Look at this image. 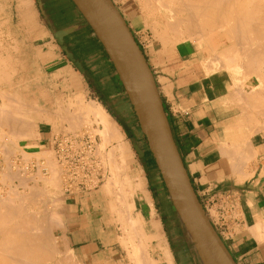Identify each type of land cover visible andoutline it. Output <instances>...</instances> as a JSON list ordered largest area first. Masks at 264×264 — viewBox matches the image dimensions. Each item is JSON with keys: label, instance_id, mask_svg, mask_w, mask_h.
Segmentation results:
<instances>
[{"label": "crops", "instance_id": "1", "mask_svg": "<svg viewBox=\"0 0 264 264\" xmlns=\"http://www.w3.org/2000/svg\"><path fill=\"white\" fill-rule=\"evenodd\" d=\"M28 1L30 6L21 12L17 0H12L10 17L16 20L0 22V50L17 58L18 85L36 77L45 88L46 78L51 89H67L64 95L69 98L78 95V89H88L83 91L87 102L104 110L121 137L111 141L105 153L119 143L128 178L142 181L141 191L133 196L132 217L137 220H131L144 229L151 225L158 237L143 242V255L151 264H206L173 207L120 76L80 6L75 0ZM110 1L143 51L184 173L217 236L236 264H264V132L250 138L255 156L249 167H234L230 161L231 170L220 152V143L236 129L239 114L228 103V75L207 73L197 49L188 45H176L167 52L160 46L142 47L137 36L144 19L139 20L137 0ZM31 52L38 64L33 74L24 64ZM53 135L51 124L40 123L32 148L50 149ZM111 201L103 184L91 192L62 197L66 242L79 264H134L120 245L122 234L111 218ZM227 212L235 216L226 220Z\"/></svg>", "mask_w": 264, "mask_h": 264}, {"label": "bare ground", "instance_id": "2", "mask_svg": "<svg viewBox=\"0 0 264 264\" xmlns=\"http://www.w3.org/2000/svg\"><path fill=\"white\" fill-rule=\"evenodd\" d=\"M75 1L80 6V8L83 11V14L85 15L88 22L94 28V30H95L97 36L99 37V39L101 40V42L105 45L107 51L111 55V58L113 59L114 63L116 64L117 68L121 72H124L125 66H124L122 57L119 54V52L117 51V49L115 48L113 41L110 37L109 30H108L107 26L105 25V23L103 22L100 13L95 9L92 0H75ZM144 2H146V1H144ZM153 2H154V0H153ZM153 2L151 3V1H150L147 3V4H151V5H149L151 9H153L152 6H154V8L156 7V9H158L157 4H158V7H159V4L162 6V10L159 11V17H160L161 23L160 24L157 23L156 26L154 25V27L151 29L149 27V29H150V32L153 33L154 37L157 40H160V43L163 42V44H165V45L171 44V46L173 47L176 45L187 44V43L192 42L195 45L194 48L197 49V52L200 53V51H202V54L203 53L206 54V52H207V55H208L207 58L204 55H203V57L200 56V58H202L203 67L205 68V70L207 69L206 72L216 71L217 69H219V67H222V68L224 67L225 70L228 71L227 73H229L228 78H229V82H230V89H232L233 91L236 92L235 95H237V98L239 97L237 99V100H239V102L238 103L236 102L235 95H234L235 101L232 99L233 96H231V95H233V94H231L230 95L231 97H229V98H230V101L232 100V102H234L235 104L237 103L236 104L237 110L234 108H232V109L239 112V114L237 115V118L235 121V124L237 126L236 129L231 133L230 132L227 133L225 135L224 139L221 141L220 152H221V156H224L229 160V163H228L229 166H230V163L233 162L232 164L234 167H238V168L246 167L247 168L249 162L255 156V153L253 151V147L250 144V138L253 135L258 134L260 132V130L264 131V113H263L264 111H261L262 109H261V106L258 105L259 103L257 104L254 102V100H253L254 98L251 99L252 98L251 97L250 98L251 100H248L247 99L248 97L246 98L247 95H245V92L247 90H243V88L245 89L247 87V88H249V91H251L250 86L253 84L254 86L252 85V87H251L253 89V87H255L256 82L254 80H252V82H245V83L242 82L241 83L242 80L240 81L238 79L240 78V76L246 77V75H250V74L256 75L257 73H259L258 71L261 69L260 66H262V69L264 68V0H156L155 1V2H157L156 4ZM29 4H30V2L28 0H17L16 8L18 11H21V10L23 11L24 9L26 11L27 8L30 6ZM145 4H143L144 7H145ZM152 4H154V5H152ZM156 9H155V13H158L156 11ZM140 11H141V9H140ZM23 13L24 14L21 15L22 17H24L26 12H23ZM151 13H154V12L151 11ZM161 24H163V25H161ZM159 27H162L163 29L160 28L158 31ZM14 34H16V33H14ZM13 43H14V41H13ZM4 53H6V52H4ZM6 54H8V53H6ZM0 55H1V53H0ZM10 56L6 55L4 57L8 58ZM220 57L225 58L224 63H223V61H221L222 59H220ZM203 58H205V60ZM1 59H2V56H1ZM8 59H10V58H8ZM8 59H7L5 65H7L8 61H9ZM11 60L9 61L8 67L11 66L10 65ZM25 61L26 62L24 64L27 63L28 69L30 70V73H32V71L35 69L38 70L36 60L34 57L29 55V58L26 57ZM12 62H14V61H12ZM2 63H4V62L2 61ZM17 63H18V61L16 62V64ZM1 66L4 67L3 65H1ZM6 67H5V69L9 70V69H7L8 67L7 68ZM15 70H16L15 67H14V69L10 68V70H9V71H11L10 74L8 72H4L3 68H2V70H0V85L3 84V87H4L3 88L4 90L0 89V133H2V134H0L1 135L0 140L3 141L1 139V137L4 136V134H6L5 136L8 139H9V137H7V136H9V135L11 136L9 139L10 140L9 142H11V145H12V148H11V145H9V147L11 149L10 152L12 151V149H15V148L18 149L17 147L29 149L30 148L29 139L37 136V133H38L37 131H38L40 123L45 122V123H49L51 125H54V123L56 122L55 118H51L49 116H53L54 114H56L58 111L57 107L59 106V105H57L58 103L55 104L53 101L49 105H41L40 104V98H38L35 91H37V89H47L49 87L48 79H46V78H45V80H46L45 88H43L44 85H41L38 82L39 80L36 79V77L35 78L30 77L29 79H24V85L23 86L18 85V87L16 89H14V85L17 84V81H16L17 80L16 79V73L17 72H15ZM219 70H220L219 72L222 71L221 69H219ZM261 70H260V73H261ZM231 71H233V72L231 73ZM225 72H223V73H225ZM33 73H35V72L33 71ZM261 75L262 76H260V79L258 78L259 76L254 77L259 81V82L257 81L256 86L257 87L260 86V88H262L264 86V85L261 86V82H262L261 80L264 77L263 76L264 73ZM250 77L252 78L253 76H250ZM141 78L143 81V86L145 88V93L147 95V98L149 100V104H150L151 109L153 111V115H154V118H155V121L157 124L158 131L161 134L162 142L165 145L166 150L170 152L172 149L171 138L169 135V130H168L167 124L165 122L164 115L162 113V110H161V107L159 104V99H157L158 96H157V93L155 90L156 86L154 87V84H153L154 81H152V78L150 77L146 68L143 66H141ZM41 80H44V77ZM263 81H264V78H263ZM253 82H255V83H253ZM249 83L251 85H249ZM255 88H254V90H257ZM5 89H9V90L6 92ZM242 90L244 92L243 94L241 92ZM263 90H264V88H262V91ZM20 91H22V92L24 91V93L22 94ZM42 91H43L42 93H44V90H42ZM262 91L260 90V93L258 92L259 93V96L257 95L258 98L261 96ZM247 92H246V94H247ZM40 93H39V95L41 96L42 94H40ZM250 94H249V96L252 95V94L251 95ZM254 94L255 93H253V95ZM257 96H255V98ZM262 96H264V95H262ZM80 97H81V95H79V96L76 95V97L73 98V99H75L73 101V103L69 102L70 103L69 107L72 105H76V107L74 108V111H75V109H77V115L75 114L73 116V114H71L73 117L72 116H69V117L66 116L65 117L63 115L64 118L62 117V121L60 120L61 123H63V122L67 123L68 122L69 125L71 123V125H74V126L75 125L77 126V124H79L78 126H82L81 122L85 121L86 118H88L89 116H92L94 119L99 120V122L101 124V127H100L101 130L98 133H100V137L101 138L103 137V140L106 141V144L108 143L107 140H111L113 142L119 141L121 137L116 132L117 130L115 129L114 124L112 123V121L110 120L108 115L104 112V110L99 105H97L93 102H90V103L88 102L89 103L88 105H86L85 103L83 104L81 102L83 99H80ZM243 97L248 100L247 101V103L249 105L248 107H250V105H251V107H252L251 109L254 110L256 108L255 109L256 113L259 112L260 121L257 120L256 118H254L255 116H250L251 113L253 114V112H251V113L246 112L247 110L245 109V106H244V102L246 100L244 101ZM53 99H55V98H53ZM260 99H261V97H260ZM259 100H258V102L262 101V100H260V101ZM226 101L227 100L225 99V102ZM230 101H228V103L231 104ZM245 104H246V102H245ZM261 104L263 106L262 108H264V104L263 103H261ZM82 105H86V106H82ZM227 105H229V104H227ZM230 106L228 108H230ZM255 110H254V115H256ZM257 110H259V111H257ZM64 111H65V109H64ZM65 112H67V111H65ZM40 113H43V114L41 115ZM70 113H72V111ZM248 113H249V115H248ZM58 114H59V112L57 113V115ZM259 114L257 116H259ZM67 117L69 118L68 121L65 120V119H67ZM70 117H72V118H70ZM58 118L61 119V115ZM59 119H58V121H59ZM70 119H71V121H70ZM59 123H57V124H59ZM68 124H67V126H68ZM78 126L76 128L71 126V128H73V130H75L78 128ZM1 128L3 130H1ZM71 128L69 129V127H68L67 129L71 130ZM78 131H80V130H78ZM88 131H89V129H88ZM92 131L94 132V129ZM62 134H64V132ZM62 134L59 136H55V137L57 138V137H61V136H66V135H62ZM76 135H78V134L76 133ZM76 135H74V137ZM82 135H80V137ZM70 136H73V133ZM55 137H53V140ZM77 137H79V136H77ZM94 141H95V139H94ZM104 141H103V143H104ZM7 142H8V140H7ZM7 144H9V143H7ZM118 144L119 143H117V147L113 148L111 153L117 152L119 154L118 156L121 157L122 156L121 152L123 149L120 145L118 146ZM17 145H19V146H17ZM94 145H95V142H94ZM1 146H5V148L8 150V155H10L8 146L6 147V145H4V143ZM1 146H0V148H2V149L0 150V152L3 150V147H1ZM15 146H17V147H15ZM100 146L102 148V145H100ZM13 147H15V148H13ZM21 148H20V151L23 152L22 154H24V155H22V154L21 155L24 156V158L25 157L29 158V156L33 155L31 153H30V155H28V153L23 151ZM52 149L54 150V142L52 143ZM96 151L97 150L94 151V154L96 153ZM5 152H4V156L6 157ZM43 152H45L43 154V157H44V155H47V156H45L46 158L44 157L46 159V161L42 160V159H44L42 156H41V158H42L41 160L44 162L43 164L48 165V167L50 169V172H49L50 176L48 178L44 177L45 179L41 176L44 180V182H43L44 185L42 187L40 186L38 188V187H36L37 185L36 186L32 185V187H28V186L24 187L23 184L25 182H23V179L25 178V176H23V174H22L21 178H23V179L17 180V181L23 182V184H22L23 186L21 185L22 189L24 190L23 193L22 192L20 194L13 193L16 191V189L13 190V188H10L8 186L9 181L7 182V188H9V189H5V190L6 191L11 190L10 192L13 193V194L11 193V195H15L14 196L15 198L14 197H13L14 199L9 198L10 196L7 193H10V192H6L4 190L6 192V193H4V192L0 191L1 192L0 193V264H67L66 261L70 259V258L66 257L67 258V260H66L65 257H63L64 252H62L60 245H58V243L56 242L57 238L55 239L56 232H57L56 225H54L51 217L48 214V212L50 211L49 209H51L50 207L53 204L52 200H53L55 194H57L56 191L58 189V182H59L58 177L61 176V175L59 176L58 174L61 173L60 171L62 170L61 168H63V167L59 164L58 160H57V162L61 168L57 167L56 164L53 163L56 161L50 160L51 158H50L49 154L52 155V153H49L50 150H49V152L47 151L48 153L46 151H41V153H43ZM1 153H3V152H1ZM36 154H39V153L36 152ZM11 155H13V153ZM40 155L41 154H39V157H40ZM4 156H2V157H4ZM111 156H112V154H111ZM34 157H36V156H34ZM51 157H53V156H51ZM26 158L24 160H26ZM36 159H38V157ZM110 159H108V160H110ZM120 159H121V164H120L121 166L115 164V166H119V167L118 168L116 167V169L113 168L115 171L112 170V172H113V175L111 174L112 178L111 179H110V177L107 178L108 180L105 181L106 183H104V180H106V179L103 178L102 183L100 185L106 184L105 190H106V192H108V194H110V191L112 188L115 189V187H116L117 192L112 190L111 193L115 192L116 199L118 200L120 207L121 208L123 206L125 207L124 208L125 210H123V208L122 209L119 208V205H118L117 206L118 209H116L115 211L118 213H119V211H121V212L123 211L124 217H125L124 219H126L125 221L127 222L128 230L131 231L130 232V234H131L130 238L129 239L126 238L127 243L124 242V243H126L127 246H129L131 248V250H129V251H132V252H130L131 254L130 253L128 254V256H130L131 259L134 260V262H133L134 264H151V261L148 258V256L146 254H145L146 256L143 255V253H144L143 250H145L144 249L145 247L143 246L144 245L143 242L146 239L148 241V239H151L153 236L155 237L154 239H156L157 235H155V234L153 235L152 229H150L151 225H150V227L144 229L142 224H138V221L135 222L137 219L135 221H132L131 218H129V216H131L130 215L131 211L129 212L130 207L128 208L129 204L126 203L127 197H133L134 195L139 194V192L141 191V188H142V181L141 180L135 181L133 179L128 178V176H124L122 174L123 172H121V169H122V171H125L127 167H126V163L123 160V158L121 157ZM249 159H251V160L249 161ZM36 162H37V160H36ZM38 162L37 163L40 165L39 160H38ZM2 163H4V161ZM17 163H19V162H17ZM4 164L6 165L8 163L6 162ZM13 166H16V165L14 164ZM112 166H114V165H112ZM13 168L14 169H12V170L10 168H9L10 170L7 169V172H8L7 174H4V171H3V175H4V178L6 180H7V178H6L7 175H11L12 177L9 176L10 178H15L14 174L18 173L17 172L18 170L23 171V173L26 172L25 170H27L25 166L24 167L22 166V168L17 169V171H16L15 167H13ZM57 168H59V170L60 169L61 170L59 171V170H57ZM233 168L231 167L230 169L232 170ZM3 169H4V167H3ZM235 170H234V172L233 171L232 172L236 173ZM243 170H244V168H243ZM37 171H38V168H37ZM58 171L60 173H58ZM63 171H64V169H63ZM240 171H241V173L243 172L242 169ZM36 173L38 174L39 172H36ZM119 173L122 174V176H124L123 178L121 176L122 180L121 179L119 180V178H120V177H118V175L120 176ZM237 173H239V172H237ZM65 176H66V174H65ZM242 176L245 177L244 175H242ZM36 177H38V176L36 175ZM41 177L39 176V179H42ZM10 178H9V180H10ZM28 179L31 180L33 178H27V180ZM34 179H37V178H34ZM2 180H4V179L2 178ZM2 180H1V182H2ZM6 180H4L3 182H5ZM24 181H26V180L24 179ZM23 190H21V191H23ZM2 193H4V195ZM188 193H189V197L192 198L191 206L195 210L196 214L201 218L202 212H201L200 208L198 207V205L194 202L192 193L189 190V188H188ZM5 194H7L9 197L6 196ZM112 195L114 196V193H112ZM17 199L21 200L22 202L17 200ZM13 200L14 201L17 200V202L19 201L18 203H20V204H16L17 202L15 203ZM27 202H29L31 205L29 203L27 205ZM132 203H130L131 206H132ZM112 207H113V205H112ZM115 208L116 207H113L112 209H115ZM112 209L110 208V210H112ZM112 211L114 212V210H112ZM115 214H117V213H115ZM111 218H112V216H111ZM114 219H116V218H114ZM119 219L120 218L116 219L115 221H120ZM57 223L59 224V222H57ZM138 226H142V227L140 228ZM155 228H156V226H155ZM258 228L259 227H257V229ZM262 228L264 229V226ZM259 230H261V229H259ZM257 232L258 231H256V233ZM126 234H128V233H126ZM258 234H260V233H258ZM135 239H137L139 241V244L137 241H136L137 242V244H136V242L134 241ZM120 241H121V239H120ZM123 241H121L122 244H123ZM147 245H145V246L147 247ZM145 257H146V259H145ZM68 264H70V263H68Z\"/></svg>", "mask_w": 264, "mask_h": 264}, {"label": "rangeland", "instance_id": "3", "mask_svg": "<svg viewBox=\"0 0 264 264\" xmlns=\"http://www.w3.org/2000/svg\"><path fill=\"white\" fill-rule=\"evenodd\" d=\"M11 1L12 0H0V22H2V21H15L16 20V17H13V18H11L10 16H11V10H10V3H11ZM144 1H148V2H150L151 1V3L153 2V0H137V3H138V5H139V7H140V9H141V16H139V20L140 21H142L143 19H144V25H143V28H142V30H141V33H139V35L137 36L138 37V39H139V41L141 42V45H142V47H150V48H153V47H157V46H160V48H162L165 52H167V50H169V49H171V48H173L172 46H171V44L169 45V44H167V45H165V44H163V42H161L160 43V40H157L155 37H154V35H153V33L152 32H150V29L151 28H153L154 27V25L156 26L157 25V23H161L160 21V17H159V11H161L162 10V6L159 4V7H158V4H157V8L158 9H156V7L154 8V6H152V8L154 9H151L150 8V6L149 5H151V4H147L146 2H144ZM156 0H154V2L153 3H157V2H155ZM146 3V4H145ZM143 4H145V7H144V5ZM148 5V6H147ZM152 5H154V4H152ZM161 7V8H160ZM149 8V9H148ZM165 8V7H164ZM155 9H156V11L158 12V13H155ZM166 9V8H165ZM9 11V12H8ZM151 11L152 12H154V13H151ZM9 14H8V13ZM154 21V22H153ZM156 22V23H155ZM155 23V24H154ZM163 23V22H162ZM161 25H163V24H161ZM152 26V27H151ZM149 27H150V29H149ZM160 28H162V27H159L158 28V31H159V29ZM163 29V28H162ZM165 30V29H164ZM152 33V34H151ZM152 35V36H151ZM140 37V38H139ZM153 37V38H152ZM137 42V41H136ZM149 43V44H148ZM138 44V43H137ZM163 44V45H162ZM184 45H188L189 47H190V49H192V48H194V44L191 42V43H187V44H184ZM192 46V47H191ZM140 47V46H139ZM141 49V48H140ZM204 50V49H203ZM142 51V50H141ZM4 52H6V53H8L9 55H10V52H7L6 50L5 51H3L2 52V50H0V53H1V55H0V61L2 60L4 63H2V61L0 62V70H2V68L4 69V72H6V71H8V70H6L5 69V67L7 66L8 67V64H9V61L11 60V66H9L7 69H9L10 70V68H13L14 69V66L15 65H17L16 64V62L18 61L17 60V58L16 57H14V58H11V57H8V58H10V59H8L7 57H4L5 55L4 54H6V53H4ZM142 53H143V51H142ZM199 52H197V54H198ZM3 54V55H2ZM8 54H6L7 56H9ZM30 55L32 56V57H36L35 55L36 54H34V53H30ZM144 55V54H143ZM199 55L200 56H202L203 57V55L204 56H206V58L208 57V55H207V52H206V54H202V51H200V53H199ZM1 56H2V59H1ZM5 61H4V60ZM7 59L9 60L8 61V63H7V65H5L6 64V61H7ZM14 59V60H13ZM220 59H222L221 61H223V63L225 62V58L224 57H220ZM16 60V61H15ZM35 60H36V58H35ZM12 61H14V62H12ZM13 63V64H12ZM36 64H37V62H36ZM1 65H3L4 67H2ZM38 65V64H37ZM2 67V68H1ZM16 68V67H15ZM260 68L262 69V66H260ZM47 69V68H46ZM219 69H221L222 71L220 72V73H223V72H225L226 70H225V68L223 67H219ZM219 69H217L216 71L219 73ZM260 69V70H261ZM207 70V69H206ZM260 70L258 71L259 73H257L256 75L254 74H250V75H246V77H241L240 76V78L238 79V80H242L241 81V83L242 82H252V80H254L256 83H257V79L256 78H254V77H258L259 79H260V76H262L261 74H263L264 73V68L261 70V73H260ZM47 71V73L48 72H50L48 69L46 70ZM216 71H210V72H207V73H214V72H216ZM228 71H226L225 72V74H229V73H227ZM233 71H231V73H232ZM250 76H253L252 78L250 77ZM264 76V75H263ZM239 77V76H238ZM250 77V78H249ZM153 78V77H152ZM254 78V79H253ZM262 78V77H261ZM264 78V77H263ZM263 78H262V82H261V86L262 85H264L263 83H264V81H263ZM154 79V78H153ZM256 79V80H255ZM251 80V81H250ZM81 81V85L83 86V87H85V83H84V81H82V79L80 80ZM154 81V80H153ZM255 82H253V83H255ZM259 82V81H258ZM255 83V87H253V89L251 88L252 87V85L249 83V85H251L250 86V90L251 91H249V88H243V90H247L246 92H247V94H246V92H245V95H247L246 96V98L248 99V100H251V99H253L254 100V102L255 103H259L258 105L259 106H261V111H264V108H262L263 106H262V104L261 103H263L264 104V96H262V95H264V90L262 91V88H264V86L262 87V88H260V84L258 85L259 87H257L256 84ZM48 84H49V87L47 88V89H37V91H35V93H36V95L38 96V98H40V104L41 105H49L52 101L55 103V104H57V105H59L58 107H57V109H58V111H57V113L59 112V114L61 115V119H59L58 117H60V115L58 116L57 115V113L56 114H54L53 116H49V117H51V118H55V120H56V124L54 123V125H52V129H53V137H55V136H59V135H61L63 132H64V134H62V135H71L72 133H73V136L74 135H76V133L78 134V135H76L75 137H77V136H79L80 137V135H82L83 133V135H85V134H89L90 133V135L94 138V139H97V140H95L94 142H95V150H97L96 151V153H95V155H96V158H97V160H98V162H99V164L101 165V167L103 168V169H105L106 170V172L108 171V175H106L105 176V181H107L108 179L107 178H109L110 177V179L112 178V175H113V172H112V170H114L113 168H115L116 169V167L118 168L119 166H121L120 164H121V157L120 156H118L119 154L116 152V153H111L112 152V150H113V147H111L110 148V150L108 151V152H106L105 153V148L107 147V146H109V144L111 143V140L110 141H108V143L106 144V141H104L103 140V137L101 138L100 137V133H98L100 130H101V124H100V122H99V120H97V119H94L92 116H89L88 118H86V120L85 121H83V122H81V125L82 126H78L79 124H77V126H78V128L77 129H75V130H73V128H71V126L72 127H74V128H76L77 126L75 125H71V123H70V125L68 124V122L67 123H61V121H62V117L64 118V116L66 117V116H72L71 114H73V116L76 114L77 115V109H75V111H74V108L76 107V105H72V106H70L69 107V105H70V103H73V101L75 100V99H73V98H75V97H73V98H68V96H66V95H64V94H66L65 93V91H67V89H51L50 87H51V85H50V83H49V81H48ZM48 86V85H47ZM254 86V85H253ZM18 87V83L17 84H15L14 85V89H16ZM157 87V86H156ZM4 87H3V84H1L0 85V89H2V90H4L3 89ZM254 88L255 89H257V90H254ZM259 88V89H258ZM6 90V92L9 90V89H5ZM18 90V89H17ZM42 90H44V93H42L43 91ZM50 90V91H49ZM241 90V89H240ZM243 90L241 91L242 92V94L244 93L243 92ZM254 90V91H253ZM260 90L262 91L261 92V99H260V97L258 98V96H259V93H260ZM61 91V92H60ZM83 91L84 92H87V91H89L88 89H78V92H79V94H78V96L79 95H81V97H80V99H83L81 102L84 104H86V105H88L89 103L87 102L88 101V98L86 97V93H83ZM230 95L231 94H233V95H231V96H233V100H235V98H236V102L238 103L239 102V100H237L238 98H237V95H235V91H233L232 89H230ZM256 91V92H255ZM22 94L24 93V91L22 92V91H20ZM41 92V93H40ZM234 92V93H233ZM259 92V93H258ZM39 93L40 94H42L41 96L39 95ZM252 95H251V94ZM253 93H255L254 95H253ZM258 93V94H257ZM249 94L251 95V96H249ZM234 95H235V98H234ZM258 95V96H257ZM53 96V97H52ZM66 96V97H65ZM230 96V97H231ZM255 96H257L256 98H255ZM252 97V98H251ZM53 98H55V99H53ZM241 98V97H240ZM244 98V97H243ZM242 98V99H243ZM251 98V99H250ZM263 98V99H262ZM247 99H243L245 102H246V104H245V102H244V106H245V109L247 110L246 112H253V114L251 113V115L250 116H255L254 118H256L257 120H259L260 121V114H259V112L258 113H256V108L254 109L255 110V113H256V115H254V110L253 109H251L252 107H251V105H250V107H248L249 105H248V103H247ZM256 99V100H255ZM262 100V101H260V100ZM49 100V101H48ZM55 100V101H54ZM67 100V101H66ZM241 100V99H240ZM252 100V101H253ZM258 100L261 102H258ZM57 101V102H56ZM63 101V102H62ZM70 102V103H69ZM233 103V104H232ZM236 103V104H237ZM236 104L234 103V102H232V100H231V110L232 111H234L232 108H234V109H236ZM261 104V105H260ZM86 105H82V106H86ZM248 108H247V107ZM258 106V107H259ZM44 107V106H43ZM257 107V108H258ZM260 108V107H259ZM258 108V109H259ZM56 109V110H57ZM64 109H65V111H67V112H65L64 111ZM68 109V110H67ZM60 110V111H59ZM260 110V109H259ZM259 110H257V111H259ZM72 111V113H70ZM262 113V112H261ZM264 113V112H263ZM41 115L43 114V113H40ZM70 114V115H69ZM259 114V116H257ZM64 115V116H63ZM248 115H249V113H248ZM72 116V117H73ZM67 117V119H65L66 121H68L69 120V118ZM72 117H70V118H72ZM44 118V117H43ZM46 118V117H45ZM58 119H59V121H58ZM88 119V120H87ZM45 120V119H44ZM61 120V121H60ZM97 122H95V121ZM70 121H71V119H70ZM69 121V122H70ZM47 122V121H46ZM60 122V123H59ZM99 122V123H98ZM45 123V122H44ZM57 123H59V124H57ZM83 123V124H82ZM62 124V125H61ZM67 124H68V126H67ZM62 127H60V126ZM69 127V129L71 128V130H68L67 128ZM84 127V128H83ZM89 129V131H88V129ZM94 127V128H93ZM65 128V129H64ZM97 128V129H96ZM93 129H95L94 130V132L92 131ZM1 130H3L2 128H1ZM65 130V131H64ZM78 130H80V131H78ZM84 130V131H83ZM86 131V132H85ZM91 131V132H90ZM38 132V131H37ZM57 132V133H56ZM88 132V133H87ZM260 132H264V131H262V130H260ZM66 133V134H65ZM71 133V134H70ZM75 133V134H74ZM94 133V134H93ZM0 134H2V133H0ZM56 134V135H55ZM6 134H4V136H2L1 137V139L3 140V141H1L0 143V146L4 143V145H6V147L8 146V149H9V154L11 155L12 153H13V155H8V150L5 148V146H1V147H3V150L1 151V152H3V153H1L0 152V168L2 169H0V182H1V180H2V178L4 179V180H6L5 178H4V175H3V171H4V174H7L8 172H7V169L8 170H12V169H14L13 167H15V169H16V171H17V169H20V168H22V166L24 167H26V169L27 170H25L26 172H24L23 173V171H21V170H18L17 172L18 173H15L14 174V176H15V178H10L9 176H11V175H5L6 176V178H7V180L5 181V182H3L4 180H2V182L0 183V191L1 192H4V193H6V192H10L11 190H5V189H9V188H7V182H8V186L10 187V188H13V190L14 189H16V191L15 192H13V193H18V194H20L21 192L23 193L24 192V190L22 189V186L24 185V187L25 186H28V187H32V185L33 186H36V187H42L43 185H44V180H43V178L45 177V178H48L49 176H50V169H49V167H48V165H46V164H43L44 162L43 161H46V157L45 156H47V155H44V157H43V154L45 153V152H43V153H41V151H48L49 152V150H50V152L49 153H52V155L51 154H49V156H50V160H52V161H56V162H53L54 164H56V166L57 167H59V168H61L60 167V165L58 164V162H57V159H56V155H55V152H54V150L52 149V147L50 148V149H47V150H38V149H33L32 148V146H34L33 144H32V142L31 141H33V138L35 139L37 136H35V137H32V138H30L29 139V143H30V148L29 149H24V148H21V147H17V146H19V145H17V146H15V147H17L18 149H16L15 147H13V148H15V149H12V153L10 152V147H9V145H11V142H9L10 140V135L9 136H7V137H9V139L8 138H6V136H5ZM82 135V136H83ZM1 136V135H0ZM5 137V138H4ZM6 139V140H5ZM99 139V140H98ZM7 140H8V142H7ZM103 141H104V143H103ZM3 142V143H2ZM6 143V144H5ZM7 143H9V144H7ZM100 145H102V148H101V146ZM7 150H5V149ZM11 148H12V145H11ZM20 148L23 150V151H25V152H27L28 153V155H30V153L31 154H33V155H31V156H29V158L27 157H25L26 158V160H24L25 158H24V156H22V155H24V154H22L23 152H21L20 151ZM2 148H0V150H1ZM17 150V151H16ZM6 151V152H5ZM130 151V150H129ZM4 152H5V155H6V157L4 156ZM36 152L37 153H39V154H41L40 155V157H39V154H36ZM47 152V153H48ZM112 154V156H111V154ZM3 154V155H2ZM22 154V155H21ZM8 155V156H7ZM122 155V154H121ZM2 156H4V157H2ZM34 156H36V157H34ZM41 156L45 159H42L41 158ZM48 156V157H49ZM51 156H53V157H51ZM115 156V157H114ZM118 156V157H117ZM131 156H132V154H131V151H130V153H129V160H130V163H131ZM23 159H22V158ZM38 157V159H36ZM99 157V158H98ZM13 158V159H12ZM111 158V159H110ZM37 160V162H38V160L40 161V165L36 162V160ZM43 161H42V160ZM100 159V160H99ZM108 159H110V160H108ZM251 159H249V161H250ZM4 161V163H8V164H4V163H2ZM10 162V163H9ZM15 162V163H14ZM17 162H19V163H17ZM23 164H22V163ZM26 162V163H25ZM36 162V163H35ZM17 163V164H16ZM46 163V162H45ZM109 163V164H108ZM16 165V166H13V165ZM19 164V165H18ZM115 164L116 165H119V166H115ZM5 165V166H4ZM59 165V166H58ZM112 165H114V166H112ZM9 166V167H8ZM13 166V167H12ZM55 166V167H56ZM111 166V167H110ZM3 167H4V169H3ZM8 167V168H7ZM12 167V168H11ZM18 167V168H17ZM10 168V169H9ZM37 168H38V171H37ZM47 168V169H46ZM59 168H57V170H59ZM62 169V170H61ZM59 171L61 172H59L58 171V173H60V174H58L60 177H58V189H57V191H56V193L57 194H55V196H54V198H53V204L51 205V209H49L50 211L48 212V214H49V216L51 217V219H52V221H53V223H54V225H56V228H57V232H56V237H55V239H56V242L58 243V245H60V248H61V250H62V252H64L63 253V257H65V259L67 260V258H70L69 260H67L66 261V263L68 264V263H70V264H79L77 261H76V259H75V256L72 254V252L70 251V249L68 248V245H67V242H66V238H65V229H64V223H63V221H62V219H61V215H60V203H61V199H62V197L65 195V193H64V183H65V181H64V171H63V168H61ZM111 169V170H110ZM48 170V171H47ZM124 170V169H123ZM128 170V169H127ZM127 170H125V171H122V169H121V172H123L122 174L124 175V176H128L127 174H126V171ZM115 171V170H114ZM36 172H39L38 174L36 173ZM111 172V173H110ZM23 174V176H25V180L26 181H24V179L23 178H21L22 175ZM112 174V175H111ZM120 174V173H119ZM122 174H120V176L118 175V177H120L119 178V180L121 179V176H122ZM2 175V176H1ZM27 175V176H26ZM36 175L38 176V177H36ZM13 176V177H14ZM39 176L42 178V179H39ZM124 176H122V178L124 177ZM12 177V176H11ZM9 178H10V180H9ZM27 178H33V179H28L27 180ZM34 178H37V179H34ZM44 178V179H45ZM23 179V182H25L24 184H23V182H21V181H17V180H22ZM122 180V179H121ZM104 181V183H106ZM11 182V183H10ZM42 182V183H41ZM36 183V184H35ZM19 184V185H18ZM23 184V185H22ZM26 184V185H25ZM35 184V185H34ZM22 185V186H21ZM106 185V184H105ZM105 185L103 184V189H104V191H105V193L106 194H108V192H106V190H105ZM6 186V187H5ZM21 186V187H20ZM23 187V188H24ZM6 192H5V191ZM21 190H23V191H21ZM115 191V192H117L116 191V187H115V189L114 188H112L111 189V191ZM111 191H110V194H108L110 197H113V200L114 201H111V209L113 208V207H116L115 209H112V210H114V212L111 210V212H112V214H111V216H112V218L114 217V218H116V219H118V218H120L119 220L120 221H115V220H113V222H114V224L115 225H117V226H119V228H120V232H121V234H122V237L120 238L121 239V241H123V244H122V242L121 241H119V242H121L120 243V245H121V247L126 251V250H129V248H128V246L126 245V241H127V239L126 238H130V230H128V227H127V223H126V221H125V217H124V213H123V211L121 212V211H119V213L118 212H116L115 210L116 209H118V205H119V208H121L120 207V204H119V202H118V200L116 199V195H115V192H112V193H114V196L112 195V193H111ZM0 192V193H1ZM119 192V191H118ZM4 193H2L3 195H4ZM11 193L12 192H10V193H7V194H5L6 196H8L10 199H12L15 195H11ZM12 193V194H13ZM60 193V194H59ZM15 198V197H14ZM13 198V199H14ZM17 200H19V199H17ZM17 200H13L15 203L17 202ZM19 201H21V200H19ZM18 201V202H19ZM16 203V204H20V203ZM22 202V201H21ZM133 197H127L126 198V203L127 204H129V206H128V208H129V212H130V215H131V217L130 218H132V219H136V218H133L132 217V211H133ZM28 203L29 202H27V205H28ZM114 203V204H113ZM130 203H132V206H131V204ZM30 204V203H29ZM126 204V205H127ZM31 205V204H30ZM54 205V206H53ZM112 205H113V207H112ZM123 208V210H125L124 208V206L122 207ZM121 208V209H122ZM227 208H230V206H228ZM52 210V211H51ZM55 211V212H54ZM56 213V214H55ZM114 213V214H113ZM115 213H117V214H115ZM123 215V216H122ZM226 216V220H228V219H230L231 217H233V216H235V214H234V212H232V213H230V212H227V215H225ZM113 218V219H114ZM55 220V221H54ZM59 220V221H58ZM59 222V224L57 223V222ZM127 227V228H126ZM124 228V229H123ZM126 233H128V234H126ZM129 237H128V236ZM123 239V240H122ZM124 242H126V243H124ZM124 245V246H123ZM67 254H66V253ZM126 253H127V255H128V252L126 251ZM148 254V253H147ZM67 257V258H66ZM128 258H129V256H128ZM74 260V261H73ZM129 260H130V258H129Z\"/></svg>", "mask_w": 264, "mask_h": 264}, {"label": "water", "instance_id": "4", "mask_svg": "<svg viewBox=\"0 0 264 264\" xmlns=\"http://www.w3.org/2000/svg\"><path fill=\"white\" fill-rule=\"evenodd\" d=\"M92 2L108 28L115 48L122 57L125 66L124 72H121L117 68L111 55L102 43L120 76L135 117L146 139L149 151L154 158L169 198L182 224L204 257L206 264H236L210 224L184 173L161 100L157 93L155 83L153 82L171 138L172 149L170 152L166 150L162 142L161 134L158 131L153 111L143 86L141 66L146 68L152 78L151 71L131 30L110 0H92ZM188 188L192 193L194 202L202 212L201 218L191 206L192 198L189 197Z\"/></svg>", "mask_w": 264, "mask_h": 264}, {"label": "built area", "instance_id": "5", "mask_svg": "<svg viewBox=\"0 0 264 264\" xmlns=\"http://www.w3.org/2000/svg\"><path fill=\"white\" fill-rule=\"evenodd\" d=\"M53 142L56 158L64 169L65 194L91 192L102 183L107 173L94 154V138L90 134L55 137Z\"/></svg>", "mask_w": 264, "mask_h": 264}]
</instances>
